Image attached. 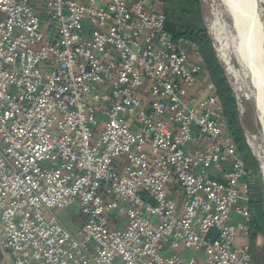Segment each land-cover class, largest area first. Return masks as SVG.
I'll return each mask as SVG.
<instances>
[{"label": "built area", "instance_id": "obj_1", "mask_svg": "<svg viewBox=\"0 0 264 264\" xmlns=\"http://www.w3.org/2000/svg\"><path fill=\"white\" fill-rule=\"evenodd\" d=\"M165 24L155 0H0L11 264H253L254 176Z\"/></svg>", "mask_w": 264, "mask_h": 264}, {"label": "trees", "instance_id": "obj_2", "mask_svg": "<svg viewBox=\"0 0 264 264\" xmlns=\"http://www.w3.org/2000/svg\"><path fill=\"white\" fill-rule=\"evenodd\" d=\"M166 18L165 28L174 42L187 41L194 46L202 58L204 72L213 85L214 96L223 110L228 134L236 145L237 153L255 179L250 197L254 210L249 228L248 241L253 245L258 237L264 238V194L259 175L258 162L245 142L244 131L239 120L238 105L224 72L218 64L215 51L203 20L200 0H155ZM252 255V253H251ZM253 259V258H252Z\"/></svg>", "mask_w": 264, "mask_h": 264}, {"label": "rangeland", "instance_id": "obj_3", "mask_svg": "<svg viewBox=\"0 0 264 264\" xmlns=\"http://www.w3.org/2000/svg\"><path fill=\"white\" fill-rule=\"evenodd\" d=\"M200 1L203 20L212 49L215 51L218 64L224 72L225 78L237 101L239 120L244 131L245 142L258 162L259 175L263 184L262 192L264 194V137L260 119L261 111L251 96L250 89L247 87V85L250 86V82L242 77L240 66L231 52L230 45L225 43L222 32L217 30L218 19L230 28L233 24L228 12V0ZM207 81L208 76L204 72L203 82ZM55 213H57L56 215H61L59 211ZM71 215L72 213L68 212L64 218L68 220V227L74 229L76 227L74 223L77 220ZM247 243L249 244V241ZM249 250L252 253L253 264H264V238L258 237L253 245L249 244ZM2 254L6 261L11 262V257L8 252L2 251Z\"/></svg>", "mask_w": 264, "mask_h": 264}, {"label": "bare ground", "instance_id": "obj_4", "mask_svg": "<svg viewBox=\"0 0 264 264\" xmlns=\"http://www.w3.org/2000/svg\"><path fill=\"white\" fill-rule=\"evenodd\" d=\"M228 4L233 24L230 28L218 19L217 30L230 45L243 79L250 82L247 87L261 111L264 137V0H228Z\"/></svg>", "mask_w": 264, "mask_h": 264}, {"label": "crops", "instance_id": "obj_5", "mask_svg": "<svg viewBox=\"0 0 264 264\" xmlns=\"http://www.w3.org/2000/svg\"><path fill=\"white\" fill-rule=\"evenodd\" d=\"M198 95H200V94H198ZM198 95H197V96H198ZM240 242H241V241H240ZM190 254H191L190 252H186V251H182V252H181V255L184 256V257H188V256H190ZM0 264H11L10 261H6V260H5L3 254H2V251H0Z\"/></svg>", "mask_w": 264, "mask_h": 264}]
</instances>
